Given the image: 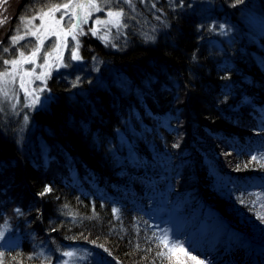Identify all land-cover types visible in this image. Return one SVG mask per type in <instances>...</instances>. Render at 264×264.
Listing matches in <instances>:
<instances>
[{
    "label": "trees",
    "instance_id": "trees-1",
    "mask_svg": "<svg viewBox=\"0 0 264 264\" xmlns=\"http://www.w3.org/2000/svg\"><path fill=\"white\" fill-rule=\"evenodd\" d=\"M111 6L126 26L78 35L42 105L0 108V264H174V219L204 261L264 264V0Z\"/></svg>",
    "mask_w": 264,
    "mask_h": 264
},
{
    "label": "snow or ice",
    "instance_id": "snow-or-ice-1",
    "mask_svg": "<svg viewBox=\"0 0 264 264\" xmlns=\"http://www.w3.org/2000/svg\"><path fill=\"white\" fill-rule=\"evenodd\" d=\"M7 2L8 0H0V8H3ZM108 2L109 0H105V5H107ZM124 2L128 3L131 7V0H124ZM236 2L242 3L243 0H236ZM4 10L6 11V9ZM77 10H79V12ZM103 10L104 8L101 6V4L97 3L96 0H69L68 3H53L51 0H48V2H46L40 9L33 11L31 18L28 16L21 17L20 24L15 28V34L10 37L12 48L6 47L0 43V49H2L3 52H12V49L15 48V46L26 37H34L36 43L31 49H27L26 45H22V50L18 52L17 57L14 59H5L0 57V61H2L4 65L10 66V69L5 68L3 71H0V93H3L5 100L8 98L9 91L18 83L19 88L23 90L26 96H32L33 103H35L38 97L33 96L34 90H30L28 87H26V83L31 84L32 79L26 81L25 78L34 77L35 80H43L47 75H50V72H41L37 75L35 67H33L31 70H28L25 69L23 65L31 64L42 69H48L54 66L50 64V58L53 56V53L57 54L56 60L62 63L63 58L60 53L64 48L68 47L67 37L69 34H71L72 39L75 41V44L70 50V58L79 60L80 56L78 55V51L80 42L77 39V35L83 33L81 23H86L93 12H100ZM57 12L61 13L59 19H56L55 17V13ZM65 16L69 17L67 30H65L63 27H60L61 21H63ZM107 17V20L97 19L95 23L98 25H104L105 27L111 25L112 27L117 28V30L126 26L123 21V10L113 11L109 9L107 11ZM45 18H48L51 22L45 24ZM73 18L77 21L76 23H72ZM37 19L41 21L39 25L34 24V21ZM4 22V20H0V24H3ZM21 31L24 32L23 35L20 34ZM90 31L93 32V35L97 34L95 30L90 29ZM51 37H55L56 39L48 45L50 50L44 51L43 62L38 64L37 61L40 58V53L45 46V39ZM29 43H31V41H29ZM26 51L28 52L27 55ZM13 55H16V53L13 52ZM63 66L67 65L65 64ZM39 91H43V89L41 88ZM0 111H2V109H0ZM253 159L256 158L253 157ZM47 190L51 191V189ZM17 212H19V209H17ZM259 218L264 221V216H260ZM2 238L3 233L0 232V239ZM177 247H181V250L183 251L182 246ZM64 255L72 257L74 253L66 252ZM193 259L196 258L193 257ZM197 264H203V262L197 261Z\"/></svg>",
    "mask_w": 264,
    "mask_h": 264
},
{
    "label": "rangeland",
    "instance_id": "rangeland-1",
    "mask_svg": "<svg viewBox=\"0 0 264 264\" xmlns=\"http://www.w3.org/2000/svg\"><path fill=\"white\" fill-rule=\"evenodd\" d=\"M18 2H19V0H8L7 4H5L3 6V8H0V20L5 21L3 24H0V43H2L3 45L6 41V39L10 41V37L15 34V28L16 27L11 32H9V30L12 26V20L15 16L14 15L15 8H16V5L18 4ZM68 2H69V0L66 1V3H68ZM96 2L101 4V6L104 8V10L100 11V12H93L91 17L88 18L86 23H81V28L83 29V33L79 34V35H93V32L90 31V29H92V30H95L97 32V34L93 35V36H99L102 39H107L110 35L111 30L115 29V27H112L111 25H108L107 27H105L104 25H98L95 23V21L97 19L107 20L108 19L107 11L109 9L113 10V8H112L113 6H111V5H113V3L115 4L118 2L123 3L124 0H109L107 5H105V0H96ZM4 9H6V11ZM65 11H70V10H65ZM77 11L79 12V10H77ZM113 11H117V10H113ZM60 16H61L60 12L55 13L56 19H59ZM29 18H31V17H29ZM68 20H69V17L65 16L63 21H61L60 27H63V28H65V30H67ZM40 22L41 21L39 19H37L34 21V24L39 25ZM50 22L51 21L48 18H45V21H44L45 24H48ZM76 22L77 21L73 18L72 23H76ZM19 24H20V22H18L16 24V26ZM20 34L23 35L24 32L21 31ZM55 39H56L55 37L45 39V46H44V49L40 53V58L37 61L38 64L43 62L44 51L50 50L48 48V45L51 44V42ZM77 39H78V35H77ZM26 40H33V42L36 43L34 37H26L24 40H21L20 42L26 41ZM67 44H68V47L64 48L60 53V55L63 58L62 63L58 62L56 60L57 54L53 53V56L50 58V64H52L54 66H52L48 69H42L40 67H36L35 65H31V64L23 65V67L25 69H28V70H31L33 67H35L37 75L40 74L41 72H50V75H47L43 80H35L34 77H26L25 78L26 81L29 79H32V83L31 84L26 83V87H28L30 90H34L33 96L38 97V99H36L35 103H33V97L32 96H26L25 93L23 92V90H21L19 88V84L17 83V85L13 86V88L9 91V95H8V98L6 100L3 96V93H0V108H3V107L15 108L20 103V100L25 101L26 105H29V107H32V108H34V107L37 108L40 105H42V103L45 102V97H46L45 93L47 91V82L49 81V79L54 74L61 71L65 67L63 65H65L66 53L75 44V41L72 39L71 34H69L67 37ZM1 53L6 56V54L8 52H3L1 49ZM27 54L28 53H26V55ZM17 55L14 56L13 58H10V59L16 58ZM5 68L10 69V66L4 65L1 62L0 71H3ZM41 88L43 89V91H39V89H41ZM246 103L251 104V101L247 100ZM261 117L262 118L259 120V122L264 125V112H262ZM172 222L173 223H171L167 227H165V226L161 227L163 230L162 231L163 232L162 242H163V244L166 245L165 247L167 248L166 249L167 255L171 259V261L174 264H197V261H202L203 264H212L211 263L212 261L210 262V260H208V259H205V261H204L200 256L195 254L190 249L189 245L187 246V244L184 243V239L187 238L188 233L186 235L182 236L184 239L181 238L180 235L178 234V231H176V229H177L176 228L177 227L176 219H174ZM209 228H210V226H208V229ZM210 236L215 237L213 234H210ZM188 239H189V237H188ZM205 244H206V242H205ZM195 245H196V243L193 244V247ZM177 246H182L183 251L181 250V247H177ZM194 248L196 249V246ZM70 252H72V251H70ZM185 253H187V254H185ZM73 257H75V254L72 257L65 256L63 264H75L76 258H73ZM193 257H195L196 259H193ZM80 258H82V257H80ZM93 260H94L95 264H108L103 259H101V258L98 259V257L97 258L95 257ZM88 264H92V263H90L88 261ZM219 264H221V263H219Z\"/></svg>",
    "mask_w": 264,
    "mask_h": 264
}]
</instances>
